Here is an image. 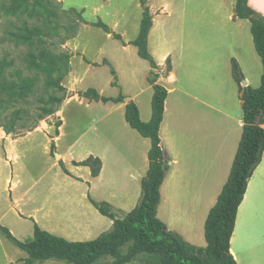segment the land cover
<instances>
[{
    "label": "rangeland",
    "instance_id": "rangeland-1",
    "mask_svg": "<svg viewBox=\"0 0 264 264\" xmlns=\"http://www.w3.org/2000/svg\"><path fill=\"white\" fill-rule=\"evenodd\" d=\"M24 1L28 3V10L20 15L4 10V5L9 4L11 0H0V59L6 57L14 63L4 75L8 85L22 90V82L27 80L33 88V94L18 99L13 105L5 106L6 108L0 104V129L9 127L13 113L19 111L11 132L17 138L41 127L42 122L55 127L52 133H56L60 125L59 118L63 116L65 135L60 143V153L66 155L68 161L85 160L88 158V151L104 154L108 159V170L104 177L109 180L112 172L119 171L125 165L124 163L114 166L113 161L117 158L132 159L136 149L135 141L142 137L126 123L124 109L111 102L104 103L98 97L116 98L120 93L128 97L135 96L143 116L152 112L153 89L147 81L150 65L139 58L134 46L124 48L132 45V39L140 30L143 17L141 2L42 0L41 5H35L37 0ZM233 5L234 0L231 5L223 0H147L153 26L155 29L164 27L165 32L173 35L176 43L172 46L179 53L182 23L193 19L199 7V20H203V27L199 25V36L204 40L205 66L201 70L193 71L192 67L191 71H188L182 63V51L178 66L179 85L191 97H197L214 108L230 112L233 116H242L241 100L229 84L231 76L222 74L220 67L223 63L222 55L226 53L220 43L225 35L233 34V24L229 22L230 14L234 12ZM27 30H35L34 36L28 34ZM18 33H23L20 39L15 36ZM247 35L253 43L251 32L248 31ZM156 36L159 38L160 34ZM162 43L161 40L157 44L161 47ZM248 76L251 80H261L262 75L253 72ZM150 78L155 77L151 75ZM109 80L111 85L108 84ZM95 83L99 85L103 95ZM252 84L253 88H256V85ZM184 99L193 98L185 97L183 93H175L170 97V105L174 106L177 101L180 103V100ZM204 121V128H207ZM215 129L222 134L225 127L222 123ZM233 131L236 136V126ZM23 149L24 153L14 164L15 174L18 175L14 181L19 179L17 192L21 196L20 202L17 203L10 193L0 194V223L11 230L20 241L33 237L36 223L32 217L50 211L49 215L55 218L58 225L64 223L71 226L72 211L89 212L80 206V201L91 206L86 198L81 197L82 187L86 194L87 186L76 183L73 180H77L76 177L66 174L59 164H55L62 161V158L54 148L50 156L43 146L32 147L27 144ZM112 167L116 169L112 170ZM70 168L74 169L72 165ZM75 172L79 176H86L85 171ZM104 186L105 182L102 186L99 184L97 191L104 192ZM43 199L50 201L45 211L41 210ZM91 207L92 211L98 213L93 205ZM130 208L132 207H127ZM90 214V234L82 233L78 238L69 239L70 241L79 238L82 241H92L111 229L109 218H104L105 224L100 227L93 221V214ZM115 215L118 218L122 216L120 213ZM160 216L165 219V206L162 207ZM241 235L243 240L244 226ZM133 243L129 242L122 249V253L127 254ZM205 245L204 238L203 246ZM20 253L21 250L0 232V264H9L8 260ZM160 254L142 253L137 255L133 262L158 264L163 259ZM20 260L12 264H20ZM113 261L114 258L109 257L95 264H112ZM42 264L67 263L49 260Z\"/></svg>",
    "mask_w": 264,
    "mask_h": 264
},
{
    "label": "crops",
    "instance_id": "crops-1",
    "mask_svg": "<svg viewBox=\"0 0 264 264\" xmlns=\"http://www.w3.org/2000/svg\"><path fill=\"white\" fill-rule=\"evenodd\" d=\"M223 1L228 2L229 5H231L232 2V0ZM248 4L260 16L264 17V0H248ZM233 7L234 12H231L229 20V22L233 24V34L231 36L225 35L222 43H220L221 47L226 51V53L222 55L221 61L223 63L220 64V67L222 74L226 77H229L228 75L231 76V81L229 82L230 87L236 90V95L238 99L241 100L242 105L241 88L248 86L253 88L252 83H254V85H256L254 87L256 88L253 89H258L262 84L264 67L256 51L254 40L252 43L247 35L248 31L251 32L250 21L235 17V0ZM196 12L197 14L193 19L182 23L180 53L172 46L176 43L173 35H169V33L165 32L163 30L164 27L155 29L153 26L148 36V49L157 64V68L152 69L150 63L147 61L150 65L147 81H149L153 72L157 83L168 90L164 119L161 124L159 135L169 171L160 189L161 202L157 210V216L159 219L161 218L160 212L162 207L165 206V219L161 218L160 220L166 224L167 228L170 231L178 233L184 241L191 245L206 247L207 243L203 246L205 222L209 212L216 205L228 181L242 138L244 120L243 114L242 116H233L230 112H223L214 108L210 104L199 100L197 97H191L183 90L182 86L179 85L178 66L182 51H184L182 63L188 71H191L192 67H194L193 71H197L203 69L205 66L203 63V54L205 52L204 40L203 37L199 36L200 26L203 27V20H199V7H197ZM155 30L156 35L160 34L159 38H156ZM137 36L132 39L131 42H133ZM161 40L163 43L160 44L161 47H159L157 43ZM131 46L133 45L124 46V48H131ZM135 49L138 54V49L136 47ZM109 62L113 64L111 60H109ZM234 62L238 65L239 75L242 80L240 83L234 77ZM253 72L257 74L261 73V80L260 78L251 80L248 74L251 75ZM116 76L119 78L117 71ZM243 81H246L247 86L243 85ZM110 82L111 80L108 81L109 85H111ZM96 86H98L96 88L103 95L99 85L96 84ZM150 87L153 89L151 84ZM175 93H183L185 97L193 99L180 100V103L177 101L175 104L176 106H171L169 100L171 95ZM123 96L125 97L123 103H111L125 110L126 104L133 101L139 108L141 120L145 123L151 120L152 112L149 115L143 116L135 96L128 97L125 94H123ZM204 118H206L205 121ZM202 121L206 122L205 125L207 128H204V123H202ZM59 122L60 125L56 133H52L55 127H51L47 122H42L41 127L18 138L14 134L7 133L5 130L0 129V194L2 192L10 193L15 197L17 203L21 200V196H19L17 192L19 190V188H17L19 179L14 181L18 178V175L15 174L14 164H16L24 153L23 147H26L27 144L32 147L43 146L49 156L52 155L51 150L53 147L62 158L66 170L77 178V180H73L81 186H87L86 194L83 187L81 189L82 198H86L89 203V197L99 203H109L114 214L120 213L122 215L120 218L131 212L140 200L142 191L141 184L149 170L148 153L151 148V141L143 138L139 134L142 139H136V149H134L135 152L132 159H115L113 161L114 166H121L124 163L125 165L117 171L118 174L117 172H112L111 178L107 180L104 176L108 170V159L104 154L94 151L87 152L88 158L94 157L101 161L100 173L97 177H93L90 167L78 165L88 158L85 160L70 159L68 161L66 155L60 153V143L65 135L63 130V116L59 118ZM222 123L225 129L222 134H219L215 128ZM43 124H45V126H43ZM234 126H236L237 129L236 136L234 135L235 131H233ZM39 137L41 142H39ZM71 148L70 146V149ZM55 164H59V162H55ZM70 164L74 169L70 168ZM113 169L116 168L112 167V170ZM75 170L79 172L85 171L86 176H79L76 174ZM103 182H105L104 192L100 193L97 191V188L99 184L102 186ZM133 187H135V189L132 190ZM100 196L106 197L99 198ZM49 202V200L43 199L44 204L41 210L45 211ZM90 205L92 206L91 203ZM80 206L89 212L72 211L70 219L71 226L64 223L58 225L55 218L49 215L50 211L47 214L45 213L41 216L32 217V219H34L35 223L41 229L58 237H61L60 235L62 234L64 235L62 238L70 241L73 238H78L82 233L89 232L90 234L92 228V220L89 217L90 212L93 214V221L99 224L100 227L105 224L104 218H108L101 215L97 210L99 216L98 213L92 211L93 208L91 206L84 204L82 200L80 201ZM127 207L132 208L127 209ZM21 215L23 214L21 213ZM116 217L118 218V216ZM110 221L112 228L113 221L111 219ZM0 226H2L1 223ZM66 226H69V228H63ZM243 226L244 237L242 240L241 231ZM62 229L68 230L63 231ZM10 232L16 238L11 230ZM1 234L9 240L2 232ZM71 242L85 241L79 238ZM11 243L16 246L13 242ZM17 248L21 250V253L14 258H10L8 260L9 264L16 263V261L20 259L22 260H20V264H23L24 260L28 257L24 250L19 247ZM230 252L237 264H264V154L261 163L254 171L249 181L244 200L239 207L235 229L230 242Z\"/></svg>",
    "mask_w": 264,
    "mask_h": 264
},
{
    "label": "trees",
    "instance_id": "trees-1",
    "mask_svg": "<svg viewBox=\"0 0 264 264\" xmlns=\"http://www.w3.org/2000/svg\"><path fill=\"white\" fill-rule=\"evenodd\" d=\"M140 2L143 17L138 36L132 45L138 49L139 57L148 61L152 69H156L157 64L148 49V36L153 28V18L147 6V0H140ZM34 4L41 5L42 0H37ZM27 5L28 3L24 0H11L9 4L4 5V10L21 15L28 10ZM235 17L250 21L255 48L264 67V17L249 6L248 0H235ZM26 32L33 36L35 34V30ZM21 34L23 33L15 36L20 39ZM13 64V61H9L6 57L0 59V104L4 108L13 105L18 99L26 98V95L33 94V88L27 80H23L22 90L8 85L4 75ZM233 67L234 77L240 83L242 80L236 62ZM113 73L115 75L114 71ZM149 82L154 91L151 120L147 123L141 120L139 108L133 101L128 102L125 109V120L128 125L143 138L151 141L148 153L149 170L142 181L141 197L137 206L122 218H117L109 203H99L89 197L90 203L98 212L113 221L110 231L92 241L71 242L52 235L35 224L33 237L21 242L13 236L9 229L0 226V231L27 253L25 264H40L47 260H57L67 264H95L109 257L114 258L112 264H134L133 260L137 255L153 252L161 253L163 259L158 264H237L230 252V242L238 210L244 200L249 181L264 154V74L262 84L258 89L250 86L241 88L244 120L242 138L228 181L205 222L206 247H197L187 243L178 233L170 231L157 216L161 202L160 189L169 171L159 135L168 90L158 84L156 78H150ZM98 98H101L104 103L118 104L123 103L125 97L120 93L116 98ZM18 114L19 111L14 112L12 115L14 117L10 121L11 125L4 126L7 133L12 132ZM258 117H260V124L256 125ZM59 164L64 172L70 175L63 162L59 161ZM78 165L90 167L93 177H97L101 170L100 159L94 157ZM131 241L134 243L130 251L123 254L122 249Z\"/></svg>",
    "mask_w": 264,
    "mask_h": 264
},
{
    "label": "water",
    "instance_id": "water-1",
    "mask_svg": "<svg viewBox=\"0 0 264 264\" xmlns=\"http://www.w3.org/2000/svg\"><path fill=\"white\" fill-rule=\"evenodd\" d=\"M243 85L247 86L246 81H243ZM259 124H260V117H258L257 120H256V125H259Z\"/></svg>",
    "mask_w": 264,
    "mask_h": 264
}]
</instances>
